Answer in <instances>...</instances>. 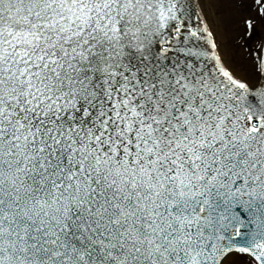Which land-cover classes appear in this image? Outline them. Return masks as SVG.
<instances>
[{"label": "snow or ice", "instance_id": "snow-or-ice-1", "mask_svg": "<svg viewBox=\"0 0 264 264\" xmlns=\"http://www.w3.org/2000/svg\"><path fill=\"white\" fill-rule=\"evenodd\" d=\"M0 264H264V0H0Z\"/></svg>", "mask_w": 264, "mask_h": 264}]
</instances>
